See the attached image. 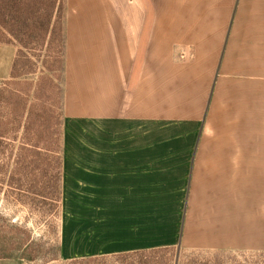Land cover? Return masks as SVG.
I'll use <instances>...</instances> for the list:
<instances>
[{"label": "rangeland", "instance_id": "374dc122", "mask_svg": "<svg viewBox=\"0 0 264 264\" xmlns=\"http://www.w3.org/2000/svg\"><path fill=\"white\" fill-rule=\"evenodd\" d=\"M222 5L227 13L223 14L225 32L229 21L228 7L232 4ZM206 6L210 16L218 4L210 2ZM64 36L65 43L67 39L68 68L66 70L65 47L64 73L59 69L50 75L45 70L46 79L37 85H41L37 93L41 94L43 101L33 98L30 93L33 83L43 74L38 71L43 69L36 57H31L36 66L29 65V68H35V74L2 85L10 80L9 69L17 46L0 42V88L30 90L27 106L31 104V115L22 114L17 107L20 116L16 118L5 113L4 105H0L3 120L0 126V264H264V147H255L254 150L250 145L252 137L242 123L248 117V110L237 93V89L247 87L246 82L241 85L239 81L247 68L259 73L258 66L264 64V34L159 35L158 66L153 69V80L157 79L158 89L153 92L152 107L144 112V115L153 114V123L138 124L141 126L138 131L113 132L94 130L92 118L89 120L87 116L90 105L85 91L86 67L82 73L83 67L77 62L81 63V58L90 51V42L82 36L66 35L65 32ZM61 39L62 36L54 41L50 52L40 51L49 54L44 59L53 68L57 65L52 56L59 50ZM226 40L227 49L223 53ZM211 59L216 63L215 67L219 63L222 66L217 94L212 102L209 98L212 90L209 77ZM77 64L80 65L79 72ZM204 76L207 78V104L199 132L200 122L192 125L184 116L189 111L192 115L197 114L198 94L203 93L205 86ZM26 80L31 84L24 85ZM146 101L142 100L144 111ZM208 111L211 113L207 116ZM184 122L189 123L185 125ZM184 140L190 142L197 156L228 147L233 153L235 166L234 156L237 155L240 222L246 215L243 209L252 205L247 194L254 191V210H248V216L254 214L258 224L255 225L253 241H245L240 226L238 247L234 244L209 246L201 241L211 237L204 222L200 236L183 234L180 242L172 248L91 257L77 262L62 255V225L69 230L74 207L83 195L68 184L77 168L87 165L88 155L141 156L142 165L152 167V175L158 176V211L155 214L159 223L166 225L167 185L172 178L168 168L183 160ZM192 155L190 153L191 160ZM252 157L256 159L252 160ZM80 175L85 176V172ZM80 242L85 244V238H80Z\"/></svg>", "mask_w": 264, "mask_h": 264}, {"label": "crops", "instance_id": "0c3cea01", "mask_svg": "<svg viewBox=\"0 0 264 264\" xmlns=\"http://www.w3.org/2000/svg\"><path fill=\"white\" fill-rule=\"evenodd\" d=\"M63 2L66 35L82 36L90 42L91 49L86 57L81 58V63L77 58L75 62L82 65V73L86 67L85 91L90 105L87 116L89 120L92 118L94 130L104 132L138 131L141 128L138 124L153 123V114L144 115V112L152 107L153 92L158 89L157 79L153 80V69L158 66L159 35L264 34V0ZM210 2L218 6L213 8L214 14L210 12L208 16L206 4ZM224 3L232 4L228 7L229 21L225 32L223 14L227 13H224ZM226 45L227 40L223 53ZM210 63L212 90L209 98L212 102L217 94L222 66L219 63L215 67L213 59ZM258 68L259 73L247 68L239 80L241 85L246 82L247 87L237 89L238 98L247 106L248 117L242 123L252 137L250 145L254 150L255 147H264V64ZM204 79L203 93L198 94L197 114L192 115L189 111L184 116L192 125L200 122L199 132L207 104L206 76ZM143 99L147 100L145 111L142 110ZM210 113L208 111L207 116ZM212 116H215L213 112ZM182 146L183 160L168 168L172 178L167 185L166 225L160 224L155 214L158 211V176L152 175V167L142 165L141 156L88 155L87 165L79 166L68 184L83 195L74 207L69 230L62 225V255L77 259L172 248L180 242L183 234L200 236L204 222L211 237L201 241L209 246L234 244L238 247L240 226L245 241H253L255 225L258 224L254 214L248 216V210H254V191L247 194L252 205L243 209L246 215L240 222L237 155L233 166V153L228 147L197 156L188 140H184ZM190 153H193L192 160ZM220 163L224 165H218ZM251 171L254 172L253 168ZM83 172L85 176H79ZM186 185L187 192L184 191ZM262 233L264 235V230ZM80 238H85V244Z\"/></svg>", "mask_w": 264, "mask_h": 264}, {"label": "trees", "instance_id": "16d2710c", "mask_svg": "<svg viewBox=\"0 0 264 264\" xmlns=\"http://www.w3.org/2000/svg\"><path fill=\"white\" fill-rule=\"evenodd\" d=\"M64 0H0V42L14 44L17 46V52L12 60L9 69V78L2 85L14 83L17 78L25 75L35 74V68H29V65L36 66L31 57H36L43 70L40 76L31 88L33 98L43 101L39 92L41 80L46 79L47 73H57L59 69L64 73L65 69V36H64ZM62 36L59 44V50L52 56L53 63L57 68L47 64L48 60L44 57L48 55L41 54L51 51V46L56 39ZM39 51L37 54L31 52ZM30 52V53H29ZM46 70V71H45ZM32 81V80H31ZM31 83L26 80L24 85ZM8 87V86H7ZM33 89V90H32ZM29 91L18 90L16 88H0V105H4L5 113L18 117L17 107L21 109L22 114L31 115V104L28 105L30 98ZM33 105V104H32ZM22 106V108H21ZM4 112V111H3ZM2 112H0V126L3 124ZM4 115V114H3ZM58 136V135H57ZM86 258L71 259L70 261L88 260Z\"/></svg>", "mask_w": 264, "mask_h": 264}]
</instances>
